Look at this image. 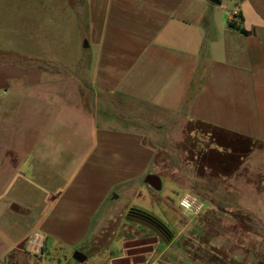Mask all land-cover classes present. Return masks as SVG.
I'll use <instances>...</instances> for the list:
<instances>
[{"label": "crops", "instance_id": "0c3cea01", "mask_svg": "<svg viewBox=\"0 0 264 264\" xmlns=\"http://www.w3.org/2000/svg\"><path fill=\"white\" fill-rule=\"evenodd\" d=\"M57 2L83 19L89 51L69 62L29 48L28 66L0 64V264H264L251 244L169 254L174 238L159 251L158 234L128 223L144 226L128 218L140 206L114 203L141 182L160 191L147 175L184 162L179 172L206 183L218 164L234 166L233 183L264 174L253 162L264 146V0ZM236 13L248 34L229 26ZM178 118L202 130L199 163L172 158ZM36 230L44 256L25 248Z\"/></svg>", "mask_w": 264, "mask_h": 264}, {"label": "rangeland", "instance_id": "374dc122", "mask_svg": "<svg viewBox=\"0 0 264 264\" xmlns=\"http://www.w3.org/2000/svg\"><path fill=\"white\" fill-rule=\"evenodd\" d=\"M15 1L3 0L0 2V64L28 66L29 48L45 51L54 59L58 55L62 56L69 62H73L79 52L85 54L89 51L86 49L88 40L83 36L85 30L83 19L79 20V16L76 18V12L63 9L57 0H49L48 4L45 3L46 0H28L27 3L19 5ZM229 6L232 10L233 5ZM195 127L194 124L186 123L183 119L178 118L175 130L171 134V138L177 145L176 156H172L173 159H176V163H182L184 159L185 161L194 159L198 163L201 161L199 157L192 156V151L201 148L198 142L202 141L201 129H197L194 131L195 133L191 131ZM186 146L189 151L184 156L183 149ZM213 146L218 149L225 148L223 142H217V140L213 142ZM254 147L260 151V155L253 157L254 164L264 165V146L258 144ZM211 158V160L220 163L228 156L217 154L215 157L212 155ZM179 167L183 169L185 162L181 166L178 164L174 173L171 171L170 173H159L162 182L160 191L153 192L148 189L146 183L141 182L142 184L134 186L137 188L135 195H123L119 201L114 202L115 205L125 207L137 204L140 209L148 210L162 219L174 233L175 240H172L173 246L169 248V254L174 253L177 247L191 243L218 247L251 244L256 246L254 250L256 260L263 261L264 174L259 176V173L254 174L251 183H233L232 168L234 166L218 164L215 166L217 168L215 174L218 177L211 176V172H208L206 175H210V178L206 183L192 180V175H201L200 173L190 171L186 173L183 171L184 169L179 172ZM197 167L198 169L202 168L200 164ZM219 169H223V172ZM221 176L223 178H220ZM194 184L196 187H193ZM198 186L202 188L201 190L207 192L209 190L211 193L202 194L198 191ZM187 191L197 194L205 201L206 207L201 213L185 215L179 208V198ZM128 223L149 232L150 228L146 225L131 221ZM150 233L154 232L150 231ZM162 241L159 251L169 244ZM148 242L153 243L155 239L151 238ZM112 249H116V247L113 246ZM111 254L110 251L102 249L96 253V256L101 257L104 262L109 259L108 256Z\"/></svg>", "mask_w": 264, "mask_h": 264}, {"label": "trees", "instance_id": "16d2710c", "mask_svg": "<svg viewBox=\"0 0 264 264\" xmlns=\"http://www.w3.org/2000/svg\"><path fill=\"white\" fill-rule=\"evenodd\" d=\"M237 17L239 18L228 22L229 26L240 30L242 33L248 34L249 31L239 23L242 21V16L237 14ZM129 217H132L133 220H138V222L148 226L154 233L158 234L166 242H171L174 239V233L171 228L162 219L148 210L132 208L128 212V218Z\"/></svg>", "mask_w": 264, "mask_h": 264}, {"label": "built area", "instance_id": "2783aa9c", "mask_svg": "<svg viewBox=\"0 0 264 264\" xmlns=\"http://www.w3.org/2000/svg\"><path fill=\"white\" fill-rule=\"evenodd\" d=\"M189 198V203L192 205L191 214H199L205 208L206 204L203 199H201L197 194L187 191L179 198V202L185 197ZM178 202V205H179ZM202 206V207H201ZM179 208L184 212V210L179 206ZM47 236L42 230H36L33 232L25 242V248L29 253L38 256H44L46 248Z\"/></svg>", "mask_w": 264, "mask_h": 264}, {"label": "water", "instance_id": "95a60500", "mask_svg": "<svg viewBox=\"0 0 264 264\" xmlns=\"http://www.w3.org/2000/svg\"><path fill=\"white\" fill-rule=\"evenodd\" d=\"M216 3H220V0H212ZM145 181L151 185L154 189L156 190H161L162 189V182H161V178L159 177V175L157 174H149L147 175ZM129 219L133 220L132 217H129ZM134 221H138V220H134ZM79 260H84L85 259V255L82 253H78L76 256Z\"/></svg>", "mask_w": 264, "mask_h": 264}, {"label": "clouds", "instance_id": "9594fccd", "mask_svg": "<svg viewBox=\"0 0 264 264\" xmlns=\"http://www.w3.org/2000/svg\"><path fill=\"white\" fill-rule=\"evenodd\" d=\"M179 206L184 210L185 215L192 211V205L189 203L187 196L179 202Z\"/></svg>", "mask_w": 264, "mask_h": 264}]
</instances>
